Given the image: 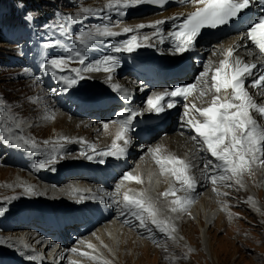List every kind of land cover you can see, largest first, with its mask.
Returning a JSON list of instances; mask_svg holds the SVG:
<instances>
[{"label":"rangeland","instance_id":"obj_1","mask_svg":"<svg viewBox=\"0 0 264 264\" xmlns=\"http://www.w3.org/2000/svg\"><path fill=\"white\" fill-rule=\"evenodd\" d=\"M106 1L117 0H0V207L5 209L0 214V264H264V162L259 159L260 153L235 177L222 169H205L208 160L213 164L222 162L211 157L199 138L193 139L197 136L180 128L188 119H202L197 109L204 108L208 96L213 94L210 80L204 81L202 99L192 92L186 100L179 98L172 109L166 108L159 115L147 114L145 102L155 92L152 90L158 86L160 77L144 85L139 73L142 66L152 65L163 75V72L178 73L185 63L189 66L187 75L199 78L202 72L208 74L207 69L213 64L214 54H208L210 51L195 58L187 52L165 55L141 50L132 59L125 58L115 68L114 78L133 88L129 104L139 111L143 124L133 128L127 138L131 142L125 145L126 153L121 158L105 157L106 162L100 164L82 155H96L93 149L111 150L103 145L106 136L102 126L127 113V103L115 94L111 81H97L86 72L82 74L87 78L71 91L74 100L57 104L59 84L43 65L50 58L64 56L68 70L79 69L82 65L75 55L79 52L86 57L83 65L86 67L93 48L98 47L94 41L99 36L81 44L76 39L78 33L94 31L120 11L125 12L120 17L132 23L140 16L156 17L177 6L176 0H168L163 6L144 3L127 9L111 7L104 12ZM26 16L32 19L26 21ZM58 19L65 22L68 34L58 29ZM163 59L170 62H162ZM62 74L75 76L71 71ZM255 80L253 75L246 76L243 85L252 88ZM44 106L46 113L51 112L50 107H59L68 118L82 120V124H88L83 131L95 127L87 133L89 140L50 138L53 126L31 125L36 118L41 119L38 114ZM51 117L48 115L46 120ZM258 127L264 130L263 117ZM180 131L188 137L183 139L181 148L194 158L188 168L196 174L191 176L196 180L195 187L202 181L205 186L199 188L200 192L183 210L172 206L177 211L168 217L174 226H166L167 210L156 216L164 222L156 225L135 206L125 208L123 197L127 194L146 203L143 182L147 178L148 185L156 183L163 189L170 185L166 170L169 165L162 169L156 160L173 157L160 150ZM114 140L111 137L110 143ZM102 141L105 142L99 146L94 143ZM50 155H55L58 161L54 170H36V165L47 161ZM150 168L157 175L154 180ZM12 171L24 181L11 183ZM124 173L139 177L128 179ZM213 175H224L226 179L213 182L210 179ZM38 184L56 188L55 194L39 192ZM83 188L89 192H80ZM28 189L36 194H30ZM185 189L186 185L180 181L174 195ZM82 196L83 202L78 203ZM135 214L143 215V227ZM131 219L134 222L129 224ZM39 226L42 230L37 229ZM165 226L168 232L161 230ZM27 232H33L38 242L30 239L29 246L24 244V252L18 239ZM169 238L173 240L170 242ZM42 252L41 257L50 255L51 259L37 258ZM24 254L34 255L36 260L25 259Z\"/></svg>","mask_w":264,"mask_h":264},{"label":"snow or ice","instance_id":"obj_2","mask_svg":"<svg viewBox=\"0 0 264 264\" xmlns=\"http://www.w3.org/2000/svg\"><path fill=\"white\" fill-rule=\"evenodd\" d=\"M168 0H117V6L127 9L131 6L141 5L144 3L154 5H165ZM202 7H198L194 12L187 15L179 25H174V28L178 30L170 31L169 37L173 40V54H183L193 50L195 42L198 36L201 34V30L205 27L212 29L217 28L221 25H226L230 22H237L242 19L246 14V11L250 10V0H197ZM264 8V0H252ZM112 5H108L111 7ZM99 14V13H96ZM120 16L125 14L124 11L118 13ZM235 18V19H234ZM32 19L31 16H26L25 20ZM173 19H178L174 17ZM166 21H156L155 25H138L137 27H159V25ZM133 31L132 28L125 27L124 33ZM115 31H112L107 26L100 28L95 27V30H89L87 32L78 33L76 39L81 43L85 44L86 40L96 39L98 36L103 37H114L119 35ZM246 36L259 48L261 53H264V13H261L258 17V22L253 23L249 27ZM137 36L132 35L129 39L121 42L119 46H113V52H128L132 53L137 48L141 47L137 43ZM163 42V41H161ZM151 46V45H150ZM79 57L82 65L79 69L66 68L67 59L64 56H56L47 60L46 64L43 65L45 70H50L57 82L62 85L61 91L71 93V91L79 84L80 81L87 77L82 73L90 72L93 70V64L89 63L84 67L86 57L81 55L79 52L75 54ZM232 52L226 54L231 56ZM105 64L104 71L111 72L118 66V58L115 55H104L100 60H97L95 64L98 66L101 63ZM255 65L245 64L240 67L237 64L236 67L229 70V63L227 58L220 61V66L215 69V73L212 75L213 85L216 92L219 93L221 89H231L233 98L240 101L239 104L233 103H216L219 97H214L213 103L204 108L197 109L200 116L204 117L203 122L195 120L194 118L188 119L187 124L191 126L198 134L193 139L202 138L203 144L206 145V151L214 157L216 161L222 162L221 164H213L212 160H208L205 164V169H222L225 172H230L233 177L240 175L246 168V166L258 159L257 153H260L259 159L264 162V130H259L256 127V122L251 118L249 109L255 108L256 105L253 103L249 93L243 87L246 76H251ZM96 70H99L97 67ZM65 71H71L75 73V76L63 75ZM206 72L200 74L201 77L206 76ZM255 86L264 85V75H260L258 79L254 81ZM192 84L187 86H176L171 91H165L163 93H153V95L147 98V106L150 112L161 114L167 109L175 107L179 98L187 99L193 89ZM122 100L130 101V94H125L121 97ZM167 100V109L163 106V102ZM188 106L185 105V115H187ZM234 109V110H231ZM231 110V111H230ZM261 114H264V107L259 109ZM139 113L132 110L130 115L126 114V119L120 121L121 128L116 134V140L124 139L125 133L132 130V122ZM127 126V127H125ZM107 127V125H105ZM130 139H124L125 145L130 144ZM19 147V145H17ZM96 155L83 154L89 161L95 160L100 164H104L105 157L121 158V154L126 153V147H120L114 140L111 145V150L98 151L93 149ZM248 157L249 159H246ZM55 155H50L47 161H40L36 165V170H42L48 168L54 170V166L57 163ZM157 163L164 169L165 165H172L171 168L166 169L170 171L173 176L186 185V191L194 192L196 186V180L193 177L186 175L188 165L183 161L173 156L170 158L157 160ZM124 176L128 179H137L136 177L129 176L128 173H124ZM230 178V177H227ZM210 179L215 182L217 179L224 180L226 177L221 175L219 177L213 175ZM30 194H36L31 189H28ZM167 193H165L166 195ZM174 194V193H173ZM84 197H81L79 202H83ZM124 207L127 208L129 205L135 206L137 209L142 210L143 213H147L148 217L151 218L152 223L160 225L164 222L156 219V212L151 204H146L143 199H137L133 196L125 194L123 197ZM181 210L190 203L189 198L183 200L177 199L174 201ZM173 212L177 211L176 207L171 209ZM5 209L0 207V214H3ZM123 215V212L121 213ZM136 218L140 221V226L143 227L145 220L142 214H135ZM167 231V227L161 229ZM30 260H36V256L32 255L28 257Z\"/></svg>","mask_w":264,"mask_h":264},{"label":"bare ground","instance_id":"obj_3","mask_svg":"<svg viewBox=\"0 0 264 264\" xmlns=\"http://www.w3.org/2000/svg\"><path fill=\"white\" fill-rule=\"evenodd\" d=\"M175 3H177V6L175 5L176 7L174 9L173 8H172V10L169 9L170 11H167L166 13H163V14L156 16V17L155 16L154 17L140 16L139 18L135 19L132 23H128L127 21H124V18H121L122 16L120 17V15H115V17L112 18L109 23H105L103 26H101L100 28L107 26L112 31H115V32L120 33V34L117 36H114V37L99 36V38L94 41L95 44H98L97 45L98 47L93 48V52H91V56L89 57L90 59L88 58L89 60H88L87 64H89V63L93 64V70L90 71V75L93 78H95L97 81H105V82L111 81L112 85H113L112 89L114 90V92L117 96L123 97L127 93V94H130L131 99H132L133 88L129 87L128 86L129 84L126 85L123 82L120 83L114 78L113 72L115 69L111 72H105L103 70L105 67V64L102 62L100 65L97 66L95 64V62L97 60H100L104 55H115V56H117L118 61H119L118 65L120 63H122L125 58L127 60L132 59L133 58L132 55H128V56L123 55L124 54L123 51H121V52H113L112 51L113 46H119L122 41L129 39L132 35L137 36V38H138L137 43H139L141 45V47L134 50L136 52L141 51V50H148L150 53H155V54L178 55L179 53L173 54V51H172L173 40L169 37L168 34H166V32H168L172 28L173 22L175 20H177V19H173L174 17H182V16L188 14L189 12H192L193 10L200 7L201 4H199L197 2V0H176ZM108 5H112L111 7H116L117 1H113V2L112 1L111 2L106 1L104 6L102 7L104 12L108 11V9L111 8V7H108ZM170 8H171V6H170ZM252 10L255 11V8L253 7ZM156 21H166V22L159 25L158 28L157 27H148V26L143 27V28L137 27L138 25H141V24H143V25H155ZM125 27L132 28L133 31H131L129 33H124L123 29ZM155 33H156V35H155ZM229 34H231V35L227 36V33H226V34H222L220 36H217L215 38L202 39L201 44L194 46L193 50L188 51V53L192 54V56L195 58H198L199 53L206 51V50L210 51L209 53L207 52L208 54H210V55L214 54V60H212L213 64L209 65V67L207 69L208 74L205 77L195 78V77H191V76L187 75V70H188L189 66L185 63L180 66L178 73L172 74L169 72H163V75H161V73H158L160 71L154 70V67L152 65H143L139 71L140 77L143 80L142 83L145 85L148 82H150V80L152 78H155L157 76L160 77L158 86H155L152 90V91H155L154 93H163L166 90L171 91L176 86H187L188 84H192L194 87H193L191 93L192 92L196 93L197 96H199V98H200V96L202 94V88L204 85V81L210 80V85L211 86L213 85L212 75L215 73V69L220 66V61H222L226 58H227L228 63H229V70L236 67L237 64H239L240 67H243L245 64L250 65V66L255 65L256 67L253 69V73H252V75L255 76V79H258L260 75H264V60L261 56H259L256 53V50L251 46L250 42H248L247 39L245 38L244 26L241 27V30L239 32H234V33H229ZM161 41H163V42H161ZM229 50H231L232 55L226 57V54L229 52ZM183 58L184 57H182L181 59H183ZM208 61H210V60H208ZM97 67L99 68V70H96ZM42 70H43V67H42ZM131 71L135 72L134 70H131ZM50 73H51V71H50ZM179 74H180V76H179ZM139 82L140 81H138V83ZM133 84H132V86H133ZM57 85H58L57 87L60 88V92H59L60 95L56 98L57 104L63 105L65 102H70V101L74 100L73 96L71 97V93L61 91L62 85L60 83H57ZM167 87H169V88H167ZM243 87L249 93L250 97L252 98L253 103L256 105L255 108L249 109V114H250L251 118L256 122V127L259 130H261L258 127V122L260 119H262V117L264 118V114H261L259 112V109L261 107H264V85L253 86L252 88L246 87L243 85ZM212 91H213V94H212L213 96L212 95L208 96L210 98L207 101V104L205 107H208L213 103L214 97H219V99L216 100V103H224V102L233 103V104H239L240 103V101L235 100L233 98L232 90L230 88L229 89H221V91L219 93H217L215 88L212 87ZM151 95H153V94H151ZM151 95H149V96H151ZM203 98H204V96H203ZM205 98H207V97L205 96ZM200 99H202V97ZM123 101L125 103H127V105H126V108L128 110L127 113L121 114V117H119L117 120L112 121L111 123L105 124V125H107V127H105V125L102 126L103 134L106 136V138H105L106 142L105 141L94 142L97 146H99L100 143L105 142L103 144L104 146L111 147V145H112V143H110L111 137L112 138L114 137V139L116 140V134L121 128L120 121H122L123 119H126V114L130 115L132 110H135L139 113L138 110L134 109L132 107V105L129 104L130 101H125V100H123ZM146 105H147V103H146ZM163 106L165 108H167V100H165L163 102ZM146 107H148V106H146ZM45 108L46 107L44 106V108L42 109L43 111H40V113L38 114V116L42 115L41 119L36 118L37 121L33 120L31 125L33 123H37V125L39 127H46L48 125L53 126V128H51L52 133H51V136H49L50 138H56L57 139L58 137H64V138L67 137V138L72 139L74 137H80L81 141L84 142L88 139L87 133L95 128V127H89L87 130L83 131L82 128L84 127V125H88V124H82V120L76 119L73 117L68 118L62 112V110L59 107H50L51 112H49V113L45 112ZM231 110H234V109H231ZM119 112H121V111L119 110ZM147 114H156V113L150 112L148 110ZM48 115H52L50 120H46V117H48ZM156 115H159V114H156ZM139 118H141L140 113L134 118V119H136V121L133 120V122H132V130L136 125H142L143 124V122ZM203 120H204V117H202V119L199 121L203 122ZM23 126H25V124ZM56 126L57 127L60 126L58 130H56ZM125 127H127V126H125ZM24 128H26V127H24ZM180 128H182V130H187L188 132H191L192 136H198V134L195 132V130L191 126H189L187 123L180 126ZM132 130L125 133L124 139H127L131 135ZM85 136H87V137H85ZM186 138H188V137L186 135L182 134L180 131V135H177V137L173 138L171 141H168V143L165 144L166 147L161 148L160 151L166 152L169 156H175V157L179 158L180 160H183L189 167L190 162L192 161V159L194 160V158L191 156L189 151L187 153H185L187 150H184L181 148L183 139H186ZM124 139L117 140L120 147H125V144H123ZM199 139L202 141V138H199ZM3 140H4V138H3ZM179 141H180V145L178 147ZM202 143H203V141H202ZM62 144H64V143H62ZM157 146H158V144H157ZM123 154H121V155H123ZM164 156H166V155H164ZM166 158H168V157H166ZM162 159H164V158H162ZM149 164H151V163H149ZM171 167H172V165L171 166L169 165L168 168H171ZM153 171H154V169L150 168V172H151L153 180H154L155 179L154 177H156L157 175L155 176L153 174ZM11 173H13L11 176L13 178V182H11V183L16 184V183H22L24 181L22 179L23 177L21 178L17 175L18 173H16V175H14L13 171ZM168 174L170 176L171 182L167 188L163 189L162 187H157L158 184L155 183L154 185H152L151 182L148 185L147 184L148 178H147V180L145 182H143V190H144V194H146V197H145L146 204H151L153 206V209L156 212V216L160 217L161 213L164 212L165 210H167L168 222H167L166 226L172 227V226H174V222L168 216H171L170 214L173 213V211L171 210L172 206H178L177 204L174 203V201H176L177 199L183 200L186 197L189 198L191 201L193 199V197H195L200 192L199 188L201 189V188H203V186H205V183L202 181L203 184L201 183V185H198L199 187H195L194 192H189V191L185 190L182 192V194L175 196L173 193H174L175 188L179 186L180 180H178L175 176H173L170 171ZM185 174L190 176V177L191 176L194 177L196 175L189 168H187V171ZM148 177H149V175H148ZM140 182H141V180H140ZM146 184L148 186H146ZM13 186H15V185H13ZM36 188L38 189L39 192H43V193L48 194V195H51V194L54 195L55 192L53 190L56 189V188H51V187H48L46 185H41V184H38V186ZM77 190H78V188H75L74 192H77ZM84 190L85 189L83 188V190H81L80 192H85V193L89 192L88 189H86L85 191ZM165 193H167V194L165 195ZM66 195H68V194H66ZM103 197H105V194L103 195ZM188 204H190V203H188ZM131 206H133V205H131ZM201 206H205V204H202ZM206 218L210 219L209 216H207ZM128 222H129V224H131L134 222V219H131ZM44 227H45V225H44ZM41 228L42 227L39 226L37 229H41ZM71 228H74V227L71 226ZM49 230H50V228H49ZM169 232H171V231H169ZM37 237H39V236H37ZM30 239L35 240V242H38L37 238L33 237V232L32 233L27 232V235L23 234L22 236H20V239H18V241L21 242V243H19V245L23 246V248H22L23 251L25 250L24 244L29 246L28 242ZM171 239L172 238H169L168 241L171 242L173 240V239L172 240ZM86 243H88V242H86ZM84 245H87V244H84ZM89 247H91V246H89ZM81 254L83 255V252ZM41 255H44V253L42 252L39 256H37V258H39L41 260H48V261L51 259L50 255H48L47 258L44 256L41 257ZM83 256H85V255H83ZM24 257H25V259L28 258L26 254H24Z\"/></svg>","mask_w":264,"mask_h":264}]
</instances>
